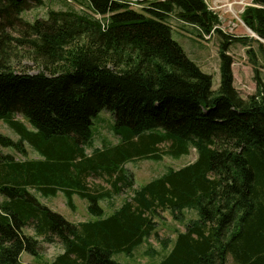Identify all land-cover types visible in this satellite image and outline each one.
Returning a JSON list of instances; mask_svg holds the SVG:
<instances>
[{"label":"trees","instance_id":"16d2710c","mask_svg":"<svg viewBox=\"0 0 264 264\" xmlns=\"http://www.w3.org/2000/svg\"><path fill=\"white\" fill-rule=\"evenodd\" d=\"M85 2L83 11L50 10L30 23L22 16L41 0H0V121L20 136L0 135L20 156L0 155V264H24L23 253L36 256L42 242L56 241L63 252L50 264H121L114 257L133 256L157 230L161 211L178 223L188 212L196 218L173 242L161 240L170 250L154 264H228L230 257L264 264V82L248 49L256 91L244 97L229 53L233 44L264 49V0L242 14L259 40L215 29L219 18L205 0ZM171 17L199 39L219 35L217 90L173 39ZM14 42L22 59L40 67L36 74L11 65L19 57ZM104 110L119 143L93 148V119ZM25 142L40 159H22ZM161 147L174 159L192 150L197 158L135 188L125 164L161 161ZM94 176L107 178L109 189L91 188ZM125 190L132 192L106 216L101 203ZM32 191L62 192L73 212L79 196L92 220L73 224ZM30 226L35 237L25 232Z\"/></svg>","mask_w":264,"mask_h":264},{"label":"rangeland","instance_id":"374dc122","mask_svg":"<svg viewBox=\"0 0 264 264\" xmlns=\"http://www.w3.org/2000/svg\"><path fill=\"white\" fill-rule=\"evenodd\" d=\"M42 4L40 5H31L30 9L23 14V19L27 22H34L37 19H46L48 17V12L50 10L60 11L70 8L79 7L86 8L87 3L85 0H72L73 5L67 0H41ZM132 2L140 0H128ZM208 3L217 1L220 6H223L221 10L218 11L219 16H222L225 21L221 22V28L226 26V20H230L233 16L241 18V6L236 5L233 7L234 15L230 13V8L225 5L227 1L235 0H207ZM244 1L246 3H252V0H237ZM71 6V7H70ZM136 10H141L139 7L134 6ZM234 23L239 24L237 29H234L232 33L234 37H248V39L258 38L256 34L250 33L245 26H243L239 20L233 21ZM170 25L173 27V39L175 42L179 43L183 48L185 55L194 62L200 69L211 75L213 79V89L217 90L220 86V57H219V44L220 37L219 35L214 36L209 42L199 39L197 37V32L195 29L190 26L181 23L180 21L170 18ZM228 30V29H227ZM15 39L22 37L20 34L12 33ZM256 43V42H252ZM14 51L18 54V58L13 57L11 60V65H13L16 70H25L31 74H36L39 71L38 67L30 58L22 59L20 54L23 51L15 42L13 43ZM244 46L240 44H233L230 48V54L232 55L235 62L236 69V79L235 87L236 89L244 96H248V93H253L252 85L254 84V75L252 70V65H250V58L247 54V51L244 50ZM264 74V73H263ZM109 111H102L93 119V131H94V142L93 148H103L105 146H116L119 143L117 136L113 133V125L115 119ZM19 120L23 121L21 117ZM24 123L30 128L29 124L24 121ZM0 135L9 137L14 141H18L20 136L13 130L8 127V125L0 121ZM28 154L26 157L22 156V159H40L39 154L29 147L30 145L25 142ZM166 148L161 147L160 153L163 156L161 161H152V160H132L125 164L124 169L129 170L134 174L135 178V188L142 187L143 185L149 183L151 180L160 177L168 171V169L173 168L175 170H180L181 168L187 166L188 164L194 162L197 158L195 150H192L189 155L182 156L178 159L165 156L163 151ZM88 153H91V150H88ZM11 154L19 158L16 150L11 147H5L0 143V155ZM105 177H89L87 182L91 188L101 187L104 190H108L109 187L106 184ZM131 190H125L119 196H114L113 200L109 202H102L101 207L104 209L106 216L111 215L112 212L119 208L124 201L127 199V196L131 194ZM32 193L52 211L62 215L67 221L73 224H79L81 222H86L92 220L91 215L88 213V201L80 198L79 196L74 197V202L76 206V211L73 212L66 205V197L62 192H59L57 196L43 197L40 193L32 191ZM0 200L3 201V198L0 196ZM1 204V203H0ZM187 221L184 223L176 222L167 211H161L160 217L157 218V230L153 235L146 241L145 244L138 247L133 256H127L125 254H119L114 257V259L121 264H154L167 255L170 249H164L161 240L168 239L170 242H173L177 236V231H185V226L188 223V220L195 219L196 214L188 212ZM28 236H34V230L32 226L26 228L25 230ZM158 234V236H156ZM35 237V236H34ZM171 247V245H170ZM153 250L154 253H149V250ZM63 252L62 245L59 242L53 244H48L42 242L40 244V252L38 255L33 256L28 253H23L21 256V261L24 264H50L58 255ZM228 264H235L233 259L230 257Z\"/></svg>","mask_w":264,"mask_h":264},{"label":"built area","instance_id":"2783aa9c","mask_svg":"<svg viewBox=\"0 0 264 264\" xmlns=\"http://www.w3.org/2000/svg\"><path fill=\"white\" fill-rule=\"evenodd\" d=\"M205 1H206V4L208 5V8H209L210 11H212L214 13H217L220 10L221 7H220V5L218 4L217 1H215V2H213L211 4H208L207 0H205ZM236 5L241 6V9H242L241 13H243L245 8L247 6H250L251 4L250 3H246L244 1H237V2H233L232 4H226L225 6L229 7L230 8V13L234 15L233 7H235ZM219 18H220L221 22L225 21V19H223L222 16H220ZM235 20H239V18L237 16H233L230 20L226 21V26H224L223 28H221V26H219V28L226 34L232 33L234 31V29H237V27H239V24L233 22ZM239 22L243 26H245V24L241 20H239Z\"/></svg>","mask_w":264,"mask_h":264},{"label":"crops","instance_id":"0c3cea01","mask_svg":"<svg viewBox=\"0 0 264 264\" xmlns=\"http://www.w3.org/2000/svg\"><path fill=\"white\" fill-rule=\"evenodd\" d=\"M243 48L246 51H248V49H251L252 52H254V54L256 56V59L259 61L258 69L260 70V77H262V80L264 82V74H263L264 73V49H261L257 43H250L249 46H248V48L247 47H243ZM235 65L236 64L234 63V65H233L234 77L233 78L236 79L237 74H236ZM252 70H253V68H252ZM252 87H253L252 88L253 93H255V91H256L255 90L256 89V83H255V81H254V84L252 85ZM248 95H251L250 92L248 93Z\"/></svg>","mask_w":264,"mask_h":264}]
</instances>
